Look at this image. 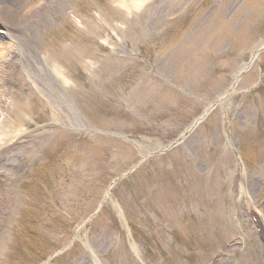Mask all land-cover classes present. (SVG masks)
Masks as SVG:
<instances>
[{
  "label": "rangeland",
  "instance_id": "obj_1",
  "mask_svg": "<svg viewBox=\"0 0 264 264\" xmlns=\"http://www.w3.org/2000/svg\"><path fill=\"white\" fill-rule=\"evenodd\" d=\"M39 4L0 59V264H264V0Z\"/></svg>",
  "mask_w": 264,
  "mask_h": 264
},
{
  "label": "bare ground",
  "instance_id": "obj_2",
  "mask_svg": "<svg viewBox=\"0 0 264 264\" xmlns=\"http://www.w3.org/2000/svg\"><path fill=\"white\" fill-rule=\"evenodd\" d=\"M39 3L40 0H0V30H3L12 39L5 44L0 43V59L10 49H15L17 44L20 45V41L27 42L28 38L24 34H27L25 32L30 26L43 23V18L40 15L42 4ZM58 9L56 8L55 15L59 13ZM16 50L17 53L20 50L24 51L21 45ZM13 58L15 59L16 56H12V60Z\"/></svg>",
  "mask_w": 264,
  "mask_h": 264
},
{
  "label": "water",
  "instance_id": "obj_3",
  "mask_svg": "<svg viewBox=\"0 0 264 264\" xmlns=\"http://www.w3.org/2000/svg\"><path fill=\"white\" fill-rule=\"evenodd\" d=\"M262 48H264V45L259 49V50H261ZM259 51H257V53H258ZM236 82V81H235ZM235 82L231 85V87L227 90V91H225L222 95H220L215 101H214V103L212 104V107L214 106V105H216L219 101H221L223 98H225V96H227L229 93H230V91L232 90V88L234 87V84H235ZM211 107V108H212ZM210 108V109H211ZM210 109H208L203 115H201L194 123H192V125L181 135V136H179L175 141H173L169 146H167L166 148H164V149H162L161 151H165V150H167L168 148H170V147H173V146H175V145H177L187 134H188V132L189 131H191L196 125H197V123L200 121V120H202V118L204 117V115L210 110ZM122 176V175H121ZM121 176H117L116 178H115V180L116 179H118L119 177H121Z\"/></svg>",
  "mask_w": 264,
  "mask_h": 264
},
{
  "label": "trees",
  "instance_id": "obj_4",
  "mask_svg": "<svg viewBox=\"0 0 264 264\" xmlns=\"http://www.w3.org/2000/svg\"><path fill=\"white\" fill-rule=\"evenodd\" d=\"M135 236H136V240L140 243H142L143 245H150L151 244V240L145 236V234L141 231H139L138 229L135 231Z\"/></svg>",
  "mask_w": 264,
  "mask_h": 264
}]
</instances>
